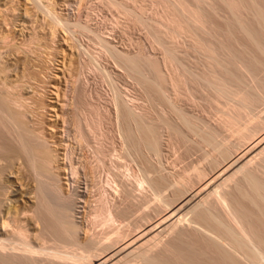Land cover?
<instances>
[{
  "label": "bare ground",
  "instance_id": "bare-ground-1",
  "mask_svg": "<svg viewBox=\"0 0 264 264\" xmlns=\"http://www.w3.org/2000/svg\"><path fill=\"white\" fill-rule=\"evenodd\" d=\"M188 1L176 0L177 9L152 21L138 8L112 1L150 28L162 48L160 59L121 51L82 20L64 23L51 1L44 6L54 24L76 26L97 40L91 50L78 42L85 61L71 91L66 86L71 98L66 93L63 105L75 106V140L95 158L89 178L94 190L85 200L66 194L58 144L42 129L36 102L28 98L37 72H30L19 53L10 66L0 56V264H264V86L259 91L251 63L224 60L204 41L200 10L207 0ZM219 1L233 14L234 29L263 55L257 37L264 32L254 34L241 16L247 7L264 29L261 4ZM35 35L23 46L35 43ZM178 36L191 41L198 62L189 60ZM89 76L98 81L95 93L76 94ZM123 77L142 90L141 98L122 89ZM107 82L111 109L100 102ZM196 97L212 111L196 112ZM106 123L112 131L104 130ZM165 145L184 149L176 162L195 156L196 161L182 168L168 164ZM100 172L104 177L98 179Z\"/></svg>",
  "mask_w": 264,
  "mask_h": 264
},
{
  "label": "rangeland",
  "instance_id": "rangeland-1",
  "mask_svg": "<svg viewBox=\"0 0 264 264\" xmlns=\"http://www.w3.org/2000/svg\"><path fill=\"white\" fill-rule=\"evenodd\" d=\"M39 1L40 0H38V3L40 4H37V0H0V36L2 37H0V56L4 62V65L10 66L15 62V53H19L21 57L20 59L27 63V67H31H29L31 69H29L30 72H37V80L34 79L33 81H31L32 83H27L28 85H30V87L27 85L30 88V92L28 93H33L29 94L28 98H34L36 102V105L34 106L35 114L39 119L41 126H43L42 129L45 130L44 132L48 135L49 138L54 135L53 138H55V141L58 144L57 166L60 168V179L63 182L62 184L64 186L66 194H71L72 197L74 196L76 198H78L79 196L80 199L85 200L88 198V195H90L91 192L94 190V187L91 183L92 181L91 179L89 180V178H91L90 171H92L91 169L94 166V164L92 166V163L93 160L95 163V158H91L94 157L92 154L93 152L90 151L91 148L89 149L87 146H85L86 144L81 145V143H78L77 139L75 140V138H77V129L74 121L75 106H73L71 109L68 107H64L63 105L64 103H67L66 100L64 102V99L68 97L71 98V92H68L66 86H68L69 88L72 87V81L75 80L81 67L82 61L79 53V48L77 47L79 46L78 42L80 44H83V46L86 48L89 47L91 50L93 46L96 47L95 44L97 43V40L93 38L91 33L81 31L80 28L72 26L75 25L78 21L82 20L84 21L83 23H88L93 29L101 31L104 37L107 39L109 38V41L112 40L113 45L115 44V46H118V49H120L121 51L132 53L134 55L141 52L145 56L150 53V55H153L152 57L160 59V57H163L162 48L157 46V43L154 42V38L151 36V30H149L150 28L147 25L145 26V23L140 24L137 23L134 19L132 20V17L122 12L119 7H116V2L114 6V2L112 1H117L118 3H124L126 5L128 4V6H131L132 8L134 7V9L136 8L137 11L139 9L138 12H144L142 14H144L145 20L147 19V21H152L153 18H157L155 16H159L160 18L158 17V19H163V16L169 15V11L174 8L177 9L176 6L178 0L177 2L176 0H165L167 5L163 3L164 0ZM50 1L53 4L51 5L53 6L51 8L54 9V12H56L58 18H60V20H62L64 23H74L72 24V26H67L66 29L65 26H62L61 24L60 26L56 25V23H53L54 19L50 18V13L49 16L46 14L47 10L44 7L45 5L51 4ZM234 1L237 2V4L238 2L241 4L240 0ZM259 1L260 2H258L257 0V3L261 4L260 8H264V0ZM174 2H176V4ZM190 2L195 5L194 1L189 0L188 3ZM168 3L170 6H172V4H175L176 6L173 5V8H168L169 10L165 9L164 7H168ZM41 5L42 7H40ZM244 8L245 6L241 7V9H243L241 10V12H244V16L241 15L244 22L248 20L246 22V24H248V29H250V27L253 28V33L254 30L257 29L259 32L256 30V33H258L257 35L259 36V34H262L264 32V29H261L262 26L259 27V20H256L255 22V18L253 17L254 15L251 13V11H249V9L246 10L247 7L244 11ZM165 11L167 12V14L164 13ZM200 11L201 15L205 17L203 21L206 23V28L205 30H203L204 35H202L204 36V41L210 43L211 46L215 48L214 50H216V53H219V57L224 60H227L228 58H234L232 59L233 61H237V59H240L239 63L241 61L242 63L244 62L246 65L248 63H251L253 66L251 64L248 65H251L252 68H256L253 70L255 71L256 78L258 77L257 79L260 81L259 85H262L261 87L259 86V91L262 90V87L264 86L262 84L264 83V54H260L261 52L254 47V44H252L253 42L251 43L249 41L250 39L245 38L246 36L240 33L241 29H234V27L237 28V26L233 25V14L231 13L228 6L219 0H207L204 5L201 6ZM156 13L162 15V18L160 15H156ZM51 19L53 21H51ZM52 23L54 24V26H57H55L56 29L52 25ZM52 29L54 30V32L56 31V37L54 38V41L50 39L53 34ZM68 30L70 32H67ZM227 31L232 32L233 36L231 35V37L229 35V37L227 36V38ZM241 32L243 33V31ZM35 33H37V35H35L36 38L37 36L39 37L37 38L35 43H32L33 45L31 44V46L28 45V47L23 46L24 40H28L27 38H29L31 34ZM257 38L260 39L264 45V33ZM51 41L54 43H52ZM176 41H178L177 44H179L182 49L184 48V53H186L187 57L191 62H198L200 60V56H198L199 54H196V52L193 51L192 48H190L192 44H189V42L191 41L187 39V37L180 36L179 38L178 36ZM35 45L36 49L33 48V46ZM263 45L262 47H264ZM13 48L15 51L12 50ZM17 48L19 49L17 50ZM29 48H31L32 50H29ZM33 51L34 53L32 54ZM35 51L37 52L36 54ZM254 60H256V62ZM84 61L85 60H83V62ZM176 64H179V62H177ZM29 70L28 73H30ZM258 80L256 81L258 82ZM130 82L131 80L129 81V79H125V77H123L120 81V85L123 87L122 89L134 98H141L142 90L139 89L138 86L136 87V85H133L132 82ZM254 83L253 84L255 86L249 82L250 85L252 84L253 87L257 88L256 82ZM84 85L85 86H82L81 84L78 85L80 87L76 89V94H94L95 89L98 86V81L95 79L94 76H89L88 83H85ZM249 87L250 86H247L248 89ZM250 89H252V87ZM58 90L61 92L59 98L56 96L57 94H55L58 92ZM69 91H71V88L69 89ZM259 91L258 93H260ZM250 92L257 91L255 89L254 91ZM262 92L263 91H261V93ZM23 93H26L24 89ZM66 93H69V95L64 98V95ZM205 93L208 92L206 91ZM103 94L105 96L103 95V97L100 99V102L102 100L105 101H102L103 103L101 102L103 108L111 109L109 99L112 95V89L108 82L104 85ZM202 99L203 98L195 99V103H199V105L194 104L197 107L195 108V110L197 109L200 111L199 112L196 110V112L201 113L204 110L212 111L211 108L213 107H208L209 105L207 104L209 103L206 100L204 101V99ZM93 101L94 104L99 102L96 96L93 98ZM192 108L193 107H190V109ZM262 109L264 108L260 107L259 110L261 111ZM215 110L216 109H214V112ZM206 111H204V113L208 114L209 112ZM111 128V124H108L107 126L106 123L104 126V130L106 132L112 131ZM107 143L109 144L108 141ZM163 151L166 156L167 163L173 164L175 162L179 165V168L189 166L192 162L196 161L195 156L186 157L183 159V161L176 162L179 157L184 155V149L180 148L179 146L172 147V145H169L168 148V146L165 145ZM90 164L92 167H90ZM72 169H75V172L78 173L73 174L74 170L72 171ZM101 173L102 172H100L98 176H102L103 174ZM99 178L100 176L98 177V179ZM102 180L103 178L98 180L100 184H103V182H101ZM89 188L91 189L88 192Z\"/></svg>",
  "mask_w": 264,
  "mask_h": 264
}]
</instances>
